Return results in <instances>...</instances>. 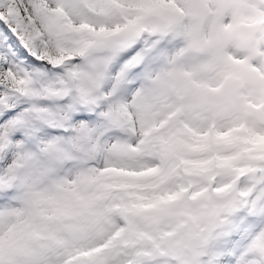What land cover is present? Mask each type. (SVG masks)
<instances>
[{"label": "snow or ice", "instance_id": "obj_1", "mask_svg": "<svg viewBox=\"0 0 264 264\" xmlns=\"http://www.w3.org/2000/svg\"><path fill=\"white\" fill-rule=\"evenodd\" d=\"M0 264H264V0H0Z\"/></svg>", "mask_w": 264, "mask_h": 264}, {"label": "clouds", "instance_id": "obj_2", "mask_svg": "<svg viewBox=\"0 0 264 264\" xmlns=\"http://www.w3.org/2000/svg\"><path fill=\"white\" fill-rule=\"evenodd\" d=\"M182 41H177L175 47H179ZM207 59L206 53L192 52L184 57V65L199 79H212L213 73L210 69H205L204 65ZM184 102L191 109L204 111L210 107L223 106L227 103V98L223 93L208 94L195 87H189Z\"/></svg>", "mask_w": 264, "mask_h": 264}]
</instances>
